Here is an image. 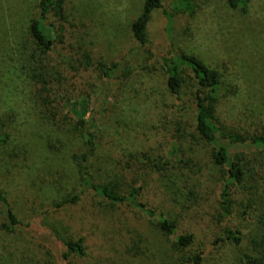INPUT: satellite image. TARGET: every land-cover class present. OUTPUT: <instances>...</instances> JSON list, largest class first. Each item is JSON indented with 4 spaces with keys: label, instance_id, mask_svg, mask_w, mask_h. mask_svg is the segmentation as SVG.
Segmentation results:
<instances>
[{
    "label": "rangeland",
    "instance_id": "374dc122",
    "mask_svg": "<svg viewBox=\"0 0 264 264\" xmlns=\"http://www.w3.org/2000/svg\"><path fill=\"white\" fill-rule=\"evenodd\" d=\"M37 1L0 0V133H9L0 147V188L17 208L18 218L29 219L26 206L42 209L76 192L78 158L84 152L85 134L92 133L93 180L118 178L115 189L120 192L134 181L141 186L140 201L170 214L176 232L192 238L181 248L158 229L154 218L125 206L101 207L100 216L95 206L97 218L84 237L86 255L74 257V264H192L181 261L194 254L201 257L197 264H243L241 252L256 255L248 245L257 232L251 219L237 215L235 207L231 214L220 210L218 174L208 155L206 159L208 148L191 142L195 156L187 167L178 162L176 143L169 141L160 123L159 98L166 94L161 73L134 70L118 79L98 74L97 63L115 61L134 45L129 23L142 0H58L67 21L75 23L73 27L64 23V36L78 32L90 52L87 69L73 73L67 65L66 74L62 63L68 49L57 42L54 16L47 24L54 47L38 62L28 29ZM161 5L175 13L193 11L183 48L218 68L226 79L218 106L223 123L237 127L252 115L249 128L264 130V0H247L245 14L228 8L224 0H161ZM161 8L151 12L147 45L165 49ZM63 14L60 10L59 16ZM72 107L84 111L81 118ZM191 114L186 102L184 118L189 121ZM145 155L159 158L165 168L148 171L140 165L147 161ZM129 163L132 173L118 175V169ZM181 174L183 178H178ZM25 197L33 203L24 202ZM84 200L92 207L90 194ZM84 209L72 205L63 213H46L39 222L57 238L73 239L78 231L67 218L77 219ZM236 228L243 234L238 245L224 238L226 230ZM30 254L40 256L36 249Z\"/></svg>",
    "mask_w": 264,
    "mask_h": 264
},
{
    "label": "trees",
    "instance_id": "16d2710c",
    "mask_svg": "<svg viewBox=\"0 0 264 264\" xmlns=\"http://www.w3.org/2000/svg\"><path fill=\"white\" fill-rule=\"evenodd\" d=\"M224 1L228 8L238 9L242 14L247 11V0ZM161 7V0L141 1L138 13L129 23L134 45L115 61L97 63L98 74L103 78L118 79L134 70H158L161 73L166 94L159 98L163 109L160 123L169 141L176 143L175 151L180 153L178 162L187 167L195 156L190 147L191 142L205 147L206 150L208 148L206 159L208 155V161L218 174L220 210L231 214L232 207H235L237 215L250 218L253 229L257 231L248 239L249 248L256 255L241 252V262L264 264V130L249 128V124L252 123L249 119L253 117L252 115L247 116L237 127L223 123L219 118L218 106H221L222 88L228 84L226 79L222 77L218 68L206 65L199 57L183 48L191 30L193 11L183 9L175 13ZM158 8H161L164 17L165 49L147 45L146 26L151 12ZM60 10L63 14L58 0L37 1L35 15L29 20L28 29L29 37L38 51V62L41 63L42 56L46 57V52L54 47V41L47 32L48 19L54 16L53 31L58 38L57 42L68 49L64 54L65 63H62L65 65L62 68L63 74L67 73V65L71 67L73 73L85 70L90 65V52L86 49V43L81 41L82 36L78 32L71 30L67 38L64 36V23L69 27H73L75 23L67 21L64 14L62 17L59 16ZM77 23L83 24L79 19ZM39 67L42 68L41 65ZM62 72L61 70L57 72L60 78ZM186 102L192 107L189 121L184 118ZM71 109L80 118L81 114H84L83 110H76L74 107ZM245 111L241 113L243 117ZM80 124H83V121ZM8 139V132L0 133V147ZM83 142L84 152L78 158L79 180L76 192L42 209L32 205L26 206L28 208L26 211L30 212L27 221L23 222L18 218L17 208L0 188V264H74V257L86 255L84 237L97 218L95 206L98 207L99 211L96 210L100 216H102L101 207H130L147 219L154 218L158 229L164 235L170 236L176 246L183 248L190 244L191 234L177 233L174 217L156 211L139 200L141 186L134 185V181L131 180L130 187L123 192L115 189L118 187L117 177L115 182L94 181L90 169L94 150L92 133H86ZM145 157L147 161L140 165H144L148 171L158 172L165 168L159 163V158H150L148 155ZM129 168L130 163L120 167L117 174L126 176L132 173ZM178 178H183L182 174ZM186 178L190 177L186 176ZM169 181L171 185L175 184V179ZM87 194L92 197L93 208L85 205L84 197ZM25 198L24 202L33 203L29 197ZM78 204L80 208L85 206L83 212L77 219L67 218L70 220L68 224L75 223L74 226L78 231V236L73 239L57 238L39 222V218L48 212L63 213L67 207ZM241 235L243 236L240 228L228 229L224 238L238 245ZM31 249H36L40 256L33 258L30 254ZM182 258V263L197 264L201 260L197 254Z\"/></svg>",
    "mask_w": 264,
    "mask_h": 264
}]
</instances>
